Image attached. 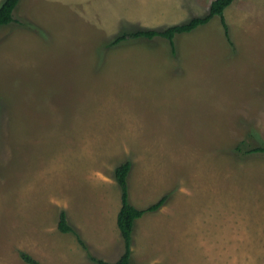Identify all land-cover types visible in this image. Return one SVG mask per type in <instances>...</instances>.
Listing matches in <instances>:
<instances>
[{"label": "rangeland", "instance_id": "374dc122", "mask_svg": "<svg viewBox=\"0 0 264 264\" xmlns=\"http://www.w3.org/2000/svg\"><path fill=\"white\" fill-rule=\"evenodd\" d=\"M211 1H19L0 27V264L116 262L125 160L133 206L166 196L135 222L130 264H264V153H246L264 146V0H233L227 34L214 16L174 53L111 45Z\"/></svg>", "mask_w": 264, "mask_h": 264}, {"label": "trees", "instance_id": "16d2710c", "mask_svg": "<svg viewBox=\"0 0 264 264\" xmlns=\"http://www.w3.org/2000/svg\"><path fill=\"white\" fill-rule=\"evenodd\" d=\"M20 0H3L0 4V27L6 26L9 23L14 21L12 16L13 10L17 6ZM233 0H212L207 13L202 16L191 17L186 22L168 26L162 30H142L132 33H123L116 39L111 42V45L117 44L122 40L126 39H136V38H147L151 39L153 37H161L167 40L169 43V48L172 53H174V44L173 38L176 35L189 33L196 29L199 26L207 24L214 16L220 18V22L224 28L225 34H227V25L224 21V10L227 8ZM240 142V144H242ZM236 151H239L238 146L235 148ZM247 154H258L264 153V146H258L252 148L250 151L246 152ZM240 154V153H239ZM130 161L125 160L121 162L113 169V179L119 187L120 191V207L116 214V226L119 231V235L123 243V252L119 259L114 263H109L104 260L98 259L92 255L88 256V259L96 264H130V255H131V245H132V232L133 227L137 219H139L143 214L148 212H154L158 210L165 202L166 196L161 197L156 203L150 205L144 209H138L133 206L128 201L127 195V175L130 170ZM57 229L61 233H73L81 246L86 249L85 242L80 239L79 235L75 232V229L68 224L66 220V212L61 210L59 213V219L57 224ZM21 258L28 264H40L37 261L33 260L31 257L25 253H20Z\"/></svg>", "mask_w": 264, "mask_h": 264}, {"label": "crops", "instance_id": "0c3cea01", "mask_svg": "<svg viewBox=\"0 0 264 264\" xmlns=\"http://www.w3.org/2000/svg\"><path fill=\"white\" fill-rule=\"evenodd\" d=\"M66 195V194H65ZM119 207H120V205L119 206H116L115 205V207H114V209H112L113 211H116V213H117V211H118V209H119ZM162 209H163V207H161ZM160 211V210H159ZM155 212V211H154ZM154 212H148V213H154ZM147 213H145V214H143V216H145ZM140 219V218H139ZM139 219H137V220H139ZM136 220V221H137ZM115 223H116V221H115ZM62 254V251H60V253H58L57 254V257H59L60 255ZM65 254V253H64Z\"/></svg>", "mask_w": 264, "mask_h": 264}]
</instances>
